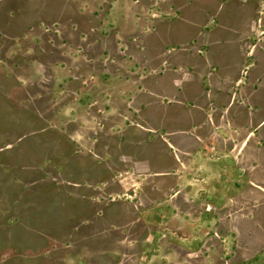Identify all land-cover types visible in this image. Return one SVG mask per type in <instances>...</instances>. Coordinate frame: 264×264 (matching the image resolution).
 <instances>
[{
	"label": "rangeland",
	"instance_id": "obj_1",
	"mask_svg": "<svg viewBox=\"0 0 264 264\" xmlns=\"http://www.w3.org/2000/svg\"><path fill=\"white\" fill-rule=\"evenodd\" d=\"M184 1L124 0L135 10L115 18L112 0H0V264H264V189L233 181L178 86L200 63L199 79L234 76L264 100V0H190L217 9L190 16ZM212 29L242 61L206 58ZM191 51L204 61L179 58ZM165 74L180 93L146 90ZM142 96L184 116L150 117ZM212 162L227 169L214 198Z\"/></svg>",
	"mask_w": 264,
	"mask_h": 264
},
{
	"label": "crops",
	"instance_id": "obj_2",
	"mask_svg": "<svg viewBox=\"0 0 264 264\" xmlns=\"http://www.w3.org/2000/svg\"><path fill=\"white\" fill-rule=\"evenodd\" d=\"M113 3L111 5L112 11H114L115 18L120 15L123 11L128 10H135V7L133 6H127L124 2V0H112ZM195 1V0H192ZM205 2V0H203ZM185 3L182 5L183 12H185L186 16H190V12L198 13V12H209V11H216L217 9H208L206 8V5L204 6L203 3H190V0H185ZM208 5V4H207ZM211 7V6H210ZM212 9V10H211ZM206 16V14L204 15ZM187 22V20H186ZM192 25H188L185 23L184 29L185 31H189V29H196L199 27L202 23L197 22L196 20L193 21ZM195 27V28H192ZM210 33V36H206V42L209 43L208 52L206 55V58L215 62L216 65L221 66L223 64V61L226 59H236L241 60L243 59V55L240 52V47L238 45L236 46L235 43H237L236 40H232L231 38H219L217 37L219 34H221L219 29H212L208 31ZM106 40V36L102 37ZM196 39V40H195ZM76 40L73 39L70 42H74ZM118 38L114 37V44H117ZM162 42V37L157 38L156 40L152 38H147L145 40V44L150 50V45H156ZM201 40L197 39L195 37L194 39L190 40L187 43H198ZM103 44H107L105 41H101ZM105 50V49H104ZM148 55V54H147ZM71 59H74L73 57H70ZM135 58L137 61L142 63V61L146 60V65L148 67H151L154 65L152 56H144L140 53L135 54ZM179 58L182 60H197L195 61V64L199 63L200 60L204 61V58L202 59L199 57L196 53H184ZM248 58V56L246 57ZM245 60V59H244ZM71 61V60H70ZM242 61V60H241ZM71 63V62H70ZM242 63V62H241ZM200 64V63H199ZM199 64L196 65V67L191 68L192 70L189 73V78L179 80V85H186L184 86L182 92H183V98L190 99V101H199V104H197L198 111L196 112V115L194 116V120H199L202 122H208L211 124L212 131H210L209 136L206 135L210 139H216L220 144H217L218 147L221 150H227L229 156L232 157V170H233V181L234 182H240L242 183V187L245 189H250V187H260L264 189V147H256V143H259L264 146V100L259 97V90L263 88L261 85L256 88H251L249 84L244 83L243 85H238V78H235L233 76V88L231 87L230 82L227 81L224 78H222L221 74L213 75V77H210L208 80H203L202 78L199 79V76L201 74L200 72V66ZM202 64V63H201ZM73 64H71L72 66ZM87 68V71L93 72L94 70L90 68V66L84 67L83 70ZM197 68V69H196ZM102 69V68H101ZM106 69L99 70L102 74H104L102 71ZM161 79L157 81L158 83H148L144 87L149 92H158L159 89L161 91H166L168 89L172 90L175 89L176 92L180 93V91H177L178 88L176 85V81L171 80L169 76L162 75L160 77ZM207 83V86L202 85ZM228 85V86H226ZM123 86H127V84L122 85V87L118 88L121 89ZM129 88L133 91L138 90V87H136L133 83V85H129ZM168 90V91H170ZM179 90V89H178ZM164 95L165 92H162ZM153 95V94H152ZM152 95H146V96H152ZM146 96H142L140 99V104L143 105L144 108H147V113L150 114V117H157L158 119H166L171 117H183L184 113L182 111H179V113H175L171 110L170 104H164V105H156V104H149V99L146 98ZM264 98V97H263ZM215 111L213 115H207L203 116V111H207V109H211ZM197 117V118H196ZM205 137V138H207ZM198 138V137H197ZM195 138V140H198ZM201 139H205L200 135ZM165 140V139H164ZM240 141V142H238ZM254 142V143H253ZM237 143H240L238 146ZM252 144V146H251ZM254 144V145H253ZM201 150L203 149L201 145L199 147ZM241 156V160H238L236 162V155ZM243 156V159H242ZM252 157L256 161H258V165H256L252 171L251 170V160ZM258 157V160H257ZM263 157V158H261ZM216 162V160L214 161ZM216 163H208L207 169H202L200 172V175L202 177V182H210L208 185L211 187L210 196L214 198V194H216L220 189H222L223 186L226 187L225 182L222 180V175L220 172L225 174L227 172V169H221L219 166L214 165ZM209 165H211V168L209 169ZM209 176V177H208ZM204 177H206V180H204ZM209 178V179H208ZM256 180L258 183H256ZM232 181V182H233ZM183 182L182 180H179V184L181 185ZM239 183V184H240ZM234 185V184H233ZM202 188L207 187L201 184ZM235 187V185H234ZM250 192V191H249ZM257 197V195H255ZM259 198H262V195H258ZM247 197L250 198L251 195L248 193ZM258 201L262 202L261 199ZM225 201L224 203H226Z\"/></svg>",
	"mask_w": 264,
	"mask_h": 264
}]
</instances>
